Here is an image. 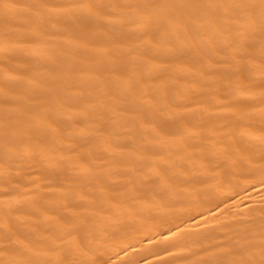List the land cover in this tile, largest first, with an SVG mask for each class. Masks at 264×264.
Here are the masks:
<instances>
[{
	"label": "bare ground",
	"instance_id": "bare-ground-1",
	"mask_svg": "<svg viewBox=\"0 0 264 264\" xmlns=\"http://www.w3.org/2000/svg\"><path fill=\"white\" fill-rule=\"evenodd\" d=\"M264 0H0V264H264Z\"/></svg>",
	"mask_w": 264,
	"mask_h": 264
},
{
	"label": "snow or ice",
	"instance_id": "snow-or-ice-1",
	"mask_svg": "<svg viewBox=\"0 0 264 264\" xmlns=\"http://www.w3.org/2000/svg\"><path fill=\"white\" fill-rule=\"evenodd\" d=\"M261 183L264 184V177H262V179H261Z\"/></svg>",
	"mask_w": 264,
	"mask_h": 264
}]
</instances>
